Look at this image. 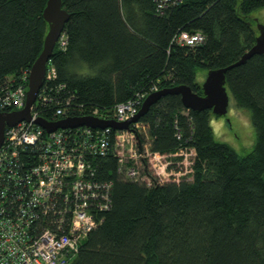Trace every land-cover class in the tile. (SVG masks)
<instances>
[{
	"label": "trees",
	"instance_id": "1",
	"mask_svg": "<svg viewBox=\"0 0 264 264\" xmlns=\"http://www.w3.org/2000/svg\"><path fill=\"white\" fill-rule=\"evenodd\" d=\"M46 1L0 0V89L42 51ZM61 2L69 18L64 45L59 39L48 64L55 69L47 91L54 102L37 110L48 121L56 103L83 116L95 108L105 114L153 87L183 84L202 95L195 72L235 64L258 33L249 15L264 7V0H168L163 8L158 0ZM182 32H199L204 41L178 45ZM246 60L226 71L225 87L249 112L253 149L238 154L216 141L210 120L220 116L210 110L161 97L139 118L150 150L163 156L192 148L191 177L148 187L118 174L113 154L91 157L93 180L110 183V205L94 211L102 221L68 264H264V54ZM36 160L28 150L17 165L23 171Z\"/></svg>",
	"mask_w": 264,
	"mask_h": 264
},
{
	"label": "built area",
	"instance_id": "2",
	"mask_svg": "<svg viewBox=\"0 0 264 264\" xmlns=\"http://www.w3.org/2000/svg\"><path fill=\"white\" fill-rule=\"evenodd\" d=\"M167 1L158 0L157 8H163ZM175 41L191 47L204 40L199 32H182ZM60 45H64L63 37ZM46 68L44 82L30 108L31 119L7 127L0 146V264H68L77 255L81 241L102 221L94 211H106L110 205V183L100 186L93 180L91 157L113 154L118 174L148 187L175 183L193 173L195 151L184 147L163 156L152 152L148 126L140 120L131 122L127 129L84 126L45 133L34 120L39 117L40 105L54 102L47 91L55 69L51 65ZM28 71L16 80L5 77V86L0 89V113L24 107ZM156 91L153 87L149 94ZM149 94L117 103L105 114L95 108L84 115L127 122L139 112ZM66 111L56 103L55 119L49 121L76 116ZM176 138H180L178 132ZM28 150L37 160L22 171L17 165L19 156Z\"/></svg>",
	"mask_w": 264,
	"mask_h": 264
},
{
	"label": "water",
	"instance_id": "3",
	"mask_svg": "<svg viewBox=\"0 0 264 264\" xmlns=\"http://www.w3.org/2000/svg\"><path fill=\"white\" fill-rule=\"evenodd\" d=\"M209 1V0H205ZM46 6L42 11L43 19L48 24L46 36L43 41V49L37 56V60L31 65L27 76V92L25 95V105L18 111L0 113V146L4 140V131L7 127L16 126L19 122H29L31 119L30 108L35 103L39 89L42 86L46 72V66L51 60V55L56 43L62 37V31L69 14L62 8L61 0H47ZM258 33L254 44L235 64L225 68L207 71L206 77L201 85L202 95L192 92L187 85H178L171 88H163L159 91L150 93L140 106L139 112L127 122H115L111 120H101L91 116H73L62 118L58 121H48L43 117L34 120V124L41 127L45 133H52L58 129H73L78 127H88L91 129H106L110 127L114 130L127 129L131 122L139 121L150 109V106L160 100L165 95H177L180 97L181 104L191 111L210 110L213 115L225 116L228 107V94L225 87V73L228 69L245 63L250 57L257 54H264V26L258 25Z\"/></svg>",
	"mask_w": 264,
	"mask_h": 264
},
{
	"label": "rangeland",
	"instance_id": "4",
	"mask_svg": "<svg viewBox=\"0 0 264 264\" xmlns=\"http://www.w3.org/2000/svg\"><path fill=\"white\" fill-rule=\"evenodd\" d=\"M252 26L258 31V25L264 26V7L255 9L249 15ZM196 82L203 83L206 77V70L199 69L196 72ZM228 94L227 113L222 117H213L210 126L213 130V137L216 141L225 143L233 148L238 154H245L252 150L255 142V129L251 124L249 112L240 108Z\"/></svg>",
	"mask_w": 264,
	"mask_h": 264
}]
</instances>
